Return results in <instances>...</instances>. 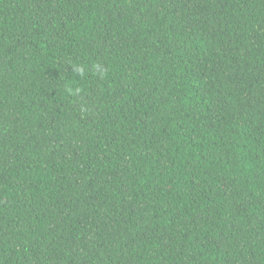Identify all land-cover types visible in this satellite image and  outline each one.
Wrapping results in <instances>:
<instances>
[{"label":"trees","instance_id":"obj_1","mask_svg":"<svg viewBox=\"0 0 264 264\" xmlns=\"http://www.w3.org/2000/svg\"><path fill=\"white\" fill-rule=\"evenodd\" d=\"M0 264H264V0H0Z\"/></svg>","mask_w":264,"mask_h":264}]
</instances>
